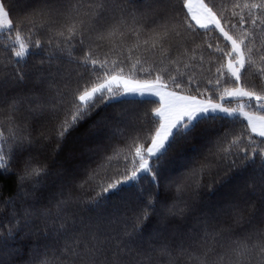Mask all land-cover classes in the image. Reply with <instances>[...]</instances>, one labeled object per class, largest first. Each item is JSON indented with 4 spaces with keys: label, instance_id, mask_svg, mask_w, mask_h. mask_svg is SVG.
<instances>
[{
    "label": "snow or ice",
    "instance_id": "obj_1",
    "mask_svg": "<svg viewBox=\"0 0 264 264\" xmlns=\"http://www.w3.org/2000/svg\"><path fill=\"white\" fill-rule=\"evenodd\" d=\"M0 39V264H264V0H0Z\"/></svg>",
    "mask_w": 264,
    "mask_h": 264
},
{
    "label": "trees",
    "instance_id": "obj_2",
    "mask_svg": "<svg viewBox=\"0 0 264 264\" xmlns=\"http://www.w3.org/2000/svg\"><path fill=\"white\" fill-rule=\"evenodd\" d=\"M217 2H228L230 3L231 0H217ZM3 40L0 39V43H2ZM26 115V114H25ZM52 127V124L50 122L44 123L41 122L40 125H37V127L34 128V135L38 134L39 131L50 129ZM55 141L53 140L50 143H46L45 147L43 149H40L38 152L34 151L33 155L43 161L46 158L48 159V163L50 164L51 171L47 177L44 178L43 187L40 189V195L42 199L39 201V203L47 204V197L49 196L50 192H55L58 188V186L62 182V178L60 175H58V165L52 162L51 155H52V149L54 147ZM73 151V144L71 141H68L64 144L62 150L56 155L55 159L57 161H65L66 159H69L70 153ZM177 163H180L179 161ZM147 187V186H146ZM15 191V183H14V177L12 178H0V199H3L4 197H7L9 195H12ZM208 199L215 200L216 196L212 195L211 197H207ZM28 203H31V201H28ZM138 207L137 204L132 203L127 208L121 205L120 211L121 212H127V214L130 216L131 211L136 209ZM19 211V208H18ZM11 219V216L9 215V210L5 208L2 212H0V221H3L5 226L7 225V221ZM156 222V217L153 216L151 220L147 223V230L150 231L153 227V225ZM191 222V218H190ZM194 223V222H192ZM43 227V225H41ZM17 244H19L22 248H24L25 252L28 248V242L27 241H13L12 245L15 247ZM17 259H20L19 257Z\"/></svg>",
    "mask_w": 264,
    "mask_h": 264
}]
</instances>
